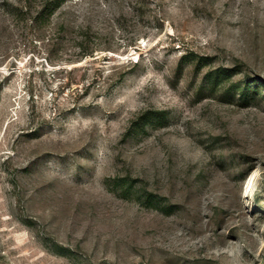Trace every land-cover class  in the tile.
Masks as SVG:
<instances>
[{
    "label": "rangeland",
    "instance_id": "374dc122",
    "mask_svg": "<svg viewBox=\"0 0 264 264\" xmlns=\"http://www.w3.org/2000/svg\"><path fill=\"white\" fill-rule=\"evenodd\" d=\"M0 264H264V0H0Z\"/></svg>",
    "mask_w": 264,
    "mask_h": 264
},
{
    "label": "trees",
    "instance_id": "16d2710c",
    "mask_svg": "<svg viewBox=\"0 0 264 264\" xmlns=\"http://www.w3.org/2000/svg\"><path fill=\"white\" fill-rule=\"evenodd\" d=\"M82 55H83V56H86V53L83 52Z\"/></svg>",
    "mask_w": 264,
    "mask_h": 264
}]
</instances>
